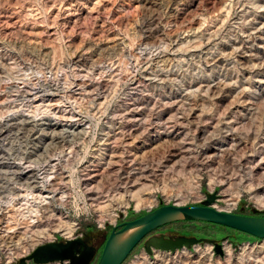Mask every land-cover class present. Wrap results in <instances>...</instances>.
I'll list each match as a JSON object with an SVG mask.
<instances>
[{
    "label": "rangeland",
    "instance_id": "obj_1",
    "mask_svg": "<svg viewBox=\"0 0 264 264\" xmlns=\"http://www.w3.org/2000/svg\"><path fill=\"white\" fill-rule=\"evenodd\" d=\"M148 1L0 0V264L50 241L102 246L114 226L164 205H199L206 193L217 210L264 217L262 171H249L264 160V75L243 98L241 87L211 96L194 85L219 73L242 79L230 48L212 61L236 37L264 55L248 36L264 21V0ZM175 101L184 110H171ZM179 148L185 158L166 162ZM25 200L40 206L37 224L18 221ZM52 209L75 224L70 238L46 219ZM160 233L215 240L224 252L201 243L148 254L141 242L123 264H264V239L223 226L177 222Z\"/></svg>",
    "mask_w": 264,
    "mask_h": 264
},
{
    "label": "water",
    "instance_id": "obj_2",
    "mask_svg": "<svg viewBox=\"0 0 264 264\" xmlns=\"http://www.w3.org/2000/svg\"><path fill=\"white\" fill-rule=\"evenodd\" d=\"M215 200V193H206L199 205H164L136 219L122 222L104 236L100 252L98 248L90 246L87 240L76 237L38 245L21 257L17 264H91L96 258V264H123L141 242L148 254L153 250L175 252L191 249L197 244L210 243L216 254L223 255L222 245L215 240L186 236H149L153 231L177 222L215 224L264 239L263 216L255 212L253 215H241L220 211L212 206ZM119 217L122 218L123 215Z\"/></svg>",
    "mask_w": 264,
    "mask_h": 264
},
{
    "label": "bare ground",
    "instance_id": "obj_3",
    "mask_svg": "<svg viewBox=\"0 0 264 264\" xmlns=\"http://www.w3.org/2000/svg\"><path fill=\"white\" fill-rule=\"evenodd\" d=\"M144 1V4H147V2H149L148 0H143ZM153 6L155 5H158L157 2H154L152 4ZM264 7V6H263ZM242 10H240L241 12ZM74 14V13H73ZM73 17V16H72ZM245 17V16H244ZM242 15H240V18H244ZM239 18V17H238ZM246 26V25H245ZM249 26H251L252 28H250V31H255V34L257 35H254V36H249V38H253L252 41L255 42L257 41L258 43L260 44H263L264 42V33H263V30H264V21L263 22H256L254 24H250ZM241 27V26H240ZM246 28L244 26H242V31L245 30ZM155 32V31H154ZM148 38V37H147ZM243 37H236L235 39H233L231 42H230V46H225V47H222L220 48L221 49V52L224 51L225 49H229L230 48V53H228L229 55H237L236 57H238L239 59L237 60L239 66H241V68H239L242 73V79H238L236 78V76H234L233 74H216V77L215 80H210V81H200V82H195V92L197 93V95H200L201 93L203 94H210L211 96L212 95H215L217 93H219L220 91L222 90H231V89H237V87H241L242 88V91H241V94H242V98L243 96L246 95V91H248V88L247 87H250V84L253 80H256L257 82H262V75H264V55H259V54H251V46H248V42L244 41L242 39ZM248 38V39H249ZM105 45V44H104ZM95 46V45H94ZM221 47V46H220ZM261 47V46H260ZM97 49H99V47H97ZM204 49V48H203ZM85 50V49H84ZM94 51V50H93ZM104 51L108 52V57L109 59L111 60V62H114L115 61V58H116V53H117V49H116V45H111V44H107L106 47L104 48ZM201 51V50H200ZM219 52L217 55H215L213 57V65L216 66V64H222L224 62L223 58L225 57V54H223V52L221 53ZM226 52V51H225ZM216 53V52H215ZM249 53V54H247ZM82 56L85 54L86 55V52H82L80 53ZM205 54H208V52L206 53H202L201 55H205ZM247 54V55H246ZM213 55V54H212ZM79 55L77 57H75L74 61L75 63H78L80 61L79 59ZM228 60V59H227ZM150 61V60H149ZM226 61V60H225ZM250 63H253V65L251 64V66H248V64ZM147 64V63H146ZM260 64L261 68L263 66L262 69L260 68H257L256 66ZM227 65V64H226ZM237 65V66H238ZM219 66V65H218ZM259 66V65H258ZM105 67V66H104ZM238 69V68H237ZM145 72V71H144ZM224 73V72H222ZM144 77H148V75H144ZM222 78V79H220ZM146 81L148 82L149 79L147 78ZM151 81V80H150ZM190 83V82H189ZM151 84V83H150ZM36 89V88H35ZM41 92V91H40ZM38 90L36 89V91L33 93V96L36 98H41V95H39ZM31 95H29L30 97ZM177 96V95H176ZM32 97V96H31ZM179 97H182L179 95ZM240 98V97H239ZM246 101V100H245ZM242 103V102H241ZM244 103V102H243ZM247 103V102H246ZM195 108L198 106L197 105V102H195ZM185 104L184 103H181V102H172L171 103V110H184ZM190 107V106H189ZM188 107V108H189ZM187 108V109H188ZM193 110V109H192ZM191 110V111H192ZM186 118V117H185ZM263 124H264V110H263V117H262V121H261ZM37 126V125H36ZM54 126H57V124H54ZM201 131V130H200ZM263 131V130H262ZM206 130H202L199 135L200 137H203L204 134H205ZM251 134V133H250ZM264 136V135H263ZM204 138V137H203ZM202 138V140H203ZM262 138V137H261ZM256 139V137H255ZM240 140V139H239ZM232 141V140H231ZM257 141V139H256ZM260 141V140H259ZM258 141V142H259ZM241 143V142H239ZM238 144V143H237ZM232 145V144H231ZM239 146V145H238ZM262 146V145H261ZM260 146V147H261ZM233 147V145H232ZM236 147V146H235ZM234 147V148H235ZM182 148V147H181ZM181 148H179L178 150H175L174 152H172V154L170 155L169 159L166 161V162H170L172 161L173 159L175 160L176 158H178L177 160H175L173 162V164L177 163L179 160H183V158H185V156L183 157L182 155H184V150L181 151ZM263 148V147H262ZM183 149V148H182ZM217 149V148H216ZM236 149V148H235ZM261 149V148H260ZM235 151V150H233ZM256 153V152H254ZM253 153V154H254ZM262 153V150H259L258 153L256 154H261ZM204 154L205 152L204 151H200L198 152V155L201 159H206V157H204ZM206 156V155H205ZM253 157V156H252ZM250 158V156H249ZM263 160V159H262ZM248 161V160H247ZM253 162H255V159L253 160ZM251 169L248 170L249 171H252V173L256 172L255 174H257V172L259 171H262V173L258 174V180L260 181V183L263 181L264 182V160L262 162H258L257 164H255L254 166L250 167ZM243 169V168H242ZM124 180V179H123ZM128 180H130L128 178ZM127 180V181H128ZM245 181V180H244ZM242 183V180H240L239 182V185ZM259 184V183H258ZM262 184V183H261ZM238 185V184H237ZM229 186H231V184H229ZM211 191L214 190V188L212 187L210 189ZM224 193L226 194H229V199H227V203H232V205H235L238 201V198H239V193L236 192V195L233 196L232 192L230 191V187H228V189H225ZM141 203V200L138 199L137 200V206ZM10 206V205H8ZM40 206L33 203L32 201H28V200H25L23 204L20 205V207L18 208V210L15 212L17 213V216L18 217V221L20 223L24 222V221H27L29 222V224H37L38 223V217L41 216L40 215ZM9 217V216H8ZM6 217V218H8ZM113 220H115V217L116 215H113L112 216ZM46 219H48L50 221V219L53 220V223H54V230L55 232H60L62 233V235H64L66 238H70L74 231L77 229L75 227V224L70 222L69 220H65L62 215L60 214V212L58 211H55L54 209L52 210H48V216L46 217ZM40 226V225H39ZM39 226H33L34 229H37ZM33 232V231H32ZM35 232V236H38L39 238H42V237H50L51 236V232H49L48 230H36L34 231ZM33 232V233H34ZM35 246V244H32L31 245V248H33ZM33 250V249H32ZM29 252V250L27 251V253ZM264 252V251H262ZM261 252V253H262ZM25 253V254H27ZM228 254H230V250L228 249L227 251ZM262 256V255H261Z\"/></svg>",
    "mask_w": 264,
    "mask_h": 264
},
{
    "label": "flooded vegetation",
    "instance_id": "obj_4",
    "mask_svg": "<svg viewBox=\"0 0 264 264\" xmlns=\"http://www.w3.org/2000/svg\"><path fill=\"white\" fill-rule=\"evenodd\" d=\"M121 224V223H120ZM164 227V226H163ZM162 228V227H161ZM160 229V228H159ZM158 230V229H157ZM157 230H155V231H153L149 236H153V235H155V236H159V235H164V234H159V235H156V231ZM165 236H172V235H165ZM81 239H84V240H87V242H88V244L90 245V246H93V247H95V248H98L99 249V251H101V249H102V247H103V245L101 246V245H95V243L93 242V240L92 239H87V238H82V237H80ZM103 240H104V237H103ZM59 242H62V241H59ZM158 250H156V251H154V252H157ZM158 252H160V251H158Z\"/></svg>",
    "mask_w": 264,
    "mask_h": 264
},
{
    "label": "built area",
    "instance_id": "obj_5",
    "mask_svg": "<svg viewBox=\"0 0 264 264\" xmlns=\"http://www.w3.org/2000/svg\"><path fill=\"white\" fill-rule=\"evenodd\" d=\"M123 215V214H122ZM123 218V217H122ZM116 226H114L113 228H115ZM76 238V237H75ZM72 239V238H71ZM65 240H67V239H65ZM50 242H54V241H50ZM222 249H223V245H222ZM153 251H156V250H153ZM158 251H160V250H158ZM177 251V250H176ZM161 252H167V251H161ZM223 252H224V249H223Z\"/></svg>",
    "mask_w": 264,
    "mask_h": 264
}]
</instances>
